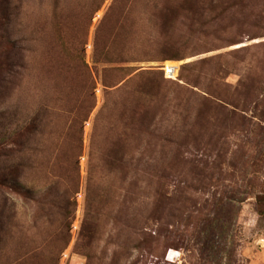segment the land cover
I'll return each mask as SVG.
<instances>
[{"label": "rangeland", "instance_id": "rangeland-1", "mask_svg": "<svg viewBox=\"0 0 264 264\" xmlns=\"http://www.w3.org/2000/svg\"><path fill=\"white\" fill-rule=\"evenodd\" d=\"M4 166L0 264H264V0H0Z\"/></svg>", "mask_w": 264, "mask_h": 264}, {"label": "trees", "instance_id": "trees-1", "mask_svg": "<svg viewBox=\"0 0 264 264\" xmlns=\"http://www.w3.org/2000/svg\"><path fill=\"white\" fill-rule=\"evenodd\" d=\"M99 6L100 5H98L96 7V9L99 8ZM170 58H174V57H170ZM111 61H112V59H110L109 57H107V55L105 53H103L102 62L104 64H109ZM84 120H86V118H84ZM35 122H36V118L32 119L31 122H28V124L25 127H21L18 130V133L16 135H17V138L19 139L20 144L24 142L22 139L24 138L25 133H29V134L33 135L38 130ZM116 155L117 154H115V157H116ZM103 156H104V159H109L106 153H103ZM115 157H113V160L115 159ZM14 168H16V167L4 166L1 169L2 172L0 173V195L2 196V200L4 201L3 208H6V206H7V197H6L7 190L8 189H15L16 185H17L14 180L10 181L9 177H8L9 174L13 176V173L15 171ZM89 180H91L90 175H89ZM226 218H227V216L224 217L225 221H227ZM222 221H224V220H222ZM213 222H214V219L205 220L204 225L211 226ZM229 236H230V233H227L226 234V241H227ZM209 240L211 241V239L206 238L204 241V250L205 251L209 249L208 248L210 246ZM211 248L213 249L212 245H211ZM225 250H226V246L224 245L222 251H225Z\"/></svg>", "mask_w": 264, "mask_h": 264}, {"label": "built area", "instance_id": "built-area-1", "mask_svg": "<svg viewBox=\"0 0 264 264\" xmlns=\"http://www.w3.org/2000/svg\"><path fill=\"white\" fill-rule=\"evenodd\" d=\"M164 70V73L166 76L173 77L176 75V66L170 62V63H165V65L162 67Z\"/></svg>", "mask_w": 264, "mask_h": 264}]
</instances>
